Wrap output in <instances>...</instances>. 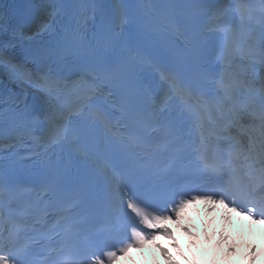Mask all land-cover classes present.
<instances>
[{"label":"snow or ice","instance_id":"obj_1","mask_svg":"<svg viewBox=\"0 0 264 264\" xmlns=\"http://www.w3.org/2000/svg\"><path fill=\"white\" fill-rule=\"evenodd\" d=\"M197 201L264 223V0L0 10V264H113Z\"/></svg>","mask_w":264,"mask_h":264},{"label":"clouds","instance_id":"obj_2","mask_svg":"<svg viewBox=\"0 0 264 264\" xmlns=\"http://www.w3.org/2000/svg\"><path fill=\"white\" fill-rule=\"evenodd\" d=\"M164 223H165V221L160 222V224H164Z\"/></svg>","mask_w":264,"mask_h":264}]
</instances>
